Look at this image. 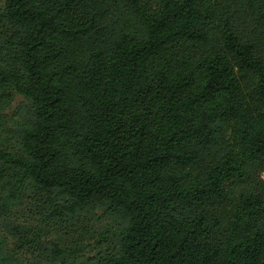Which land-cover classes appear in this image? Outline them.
I'll list each match as a JSON object with an SVG mask.
<instances>
[{
  "label": "trees",
  "instance_id": "trees-1",
  "mask_svg": "<svg viewBox=\"0 0 264 264\" xmlns=\"http://www.w3.org/2000/svg\"><path fill=\"white\" fill-rule=\"evenodd\" d=\"M154 2L4 0L0 113L29 106L2 207L29 185L40 224L101 209L104 264H264V0Z\"/></svg>",
  "mask_w": 264,
  "mask_h": 264
},
{
  "label": "rangeland",
  "instance_id": "rangeland-1",
  "mask_svg": "<svg viewBox=\"0 0 264 264\" xmlns=\"http://www.w3.org/2000/svg\"><path fill=\"white\" fill-rule=\"evenodd\" d=\"M149 1L154 9L159 7L154 0ZM3 7L4 0H0V12ZM28 106L27 99L14 93L10 104L0 113V147L9 152L21 151L18 124ZM232 128L233 125H230L226 132V137L231 142L235 139ZM1 188L0 186V264H31L37 255H44L38 249L43 243L38 247L22 244L37 232L40 225L41 241H51L64 251L54 264H104V256L113 246V234L104 231L106 228H114L115 224L101 209L93 212L83 210L71 220L63 217L62 221L51 220L40 224L42 208L34 197L31 186H24L18 197L9 201L7 209L2 207L6 193ZM13 226L32 227L33 231L29 233L27 228V231L15 234ZM74 250L79 251L72 254Z\"/></svg>",
  "mask_w": 264,
  "mask_h": 264
}]
</instances>
